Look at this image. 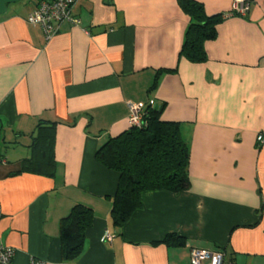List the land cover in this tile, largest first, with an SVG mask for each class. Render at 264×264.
<instances>
[{"label": "crops", "instance_id": "crops-1", "mask_svg": "<svg viewBox=\"0 0 264 264\" xmlns=\"http://www.w3.org/2000/svg\"><path fill=\"white\" fill-rule=\"evenodd\" d=\"M195 1L209 17L235 2ZM250 1L245 17L217 26L203 63L181 55L190 18L180 0H79V24L63 23L50 41L27 21L40 0L8 6L0 15V241L15 251L10 264H191L193 249L221 251L223 264H264V0ZM151 102L162 121L179 124L191 187L143 193L120 229L111 216L119 174L96 153L130 128V104ZM41 122L57 124L53 177L23 169ZM77 205L94 221L80 257L64 262L61 221ZM169 235L185 245L162 243Z\"/></svg>", "mask_w": 264, "mask_h": 264}, {"label": "trees", "instance_id": "trees-1", "mask_svg": "<svg viewBox=\"0 0 264 264\" xmlns=\"http://www.w3.org/2000/svg\"><path fill=\"white\" fill-rule=\"evenodd\" d=\"M41 1V0H40ZM181 8L190 18L181 55L193 63L207 60L204 44L217 36V26L224 14L207 16L203 4L195 0H180ZM159 72L154 86L157 87ZM162 110L148 105L141 128L131 127L110 138L96 153V160L119 174L118 188L113 199L112 220L123 228L141 209V195L167 191L179 194L191 187L189 177L190 149L183 140L179 124L161 120ZM56 123H39L32 145L33 156L23 169L31 173L55 175ZM94 221L93 210L75 206L61 221V257L72 262L82 254L86 233ZM168 246H183L184 239L167 236Z\"/></svg>", "mask_w": 264, "mask_h": 264}, {"label": "built area", "instance_id": "built-area-1", "mask_svg": "<svg viewBox=\"0 0 264 264\" xmlns=\"http://www.w3.org/2000/svg\"><path fill=\"white\" fill-rule=\"evenodd\" d=\"M79 0H41L37 7L29 14L28 23L33 26L41 27L46 41L52 40L60 30L63 23L69 22L78 25L79 20L75 18L73 9ZM251 9L250 0H235L230 12L224 14V19L234 16L245 17ZM151 106L153 103L151 102ZM146 108L139 105H129L131 127L141 128L144 122ZM259 144L264 143V135L257 138ZM104 240H111L107 233ZM15 256L12 248L5 246L0 241V264H10ZM224 254L220 252H208L205 250L193 249L191 251V264H203L205 261L209 264H223Z\"/></svg>", "mask_w": 264, "mask_h": 264}, {"label": "water", "instance_id": "water-1", "mask_svg": "<svg viewBox=\"0 0 264 264\" xmlns=\"http://www.w3.org/2000/svg\"><path fill=\"white\" fill-rule=\"evenodd\" d=\"M23 0H0V15H4L8 11V6L19 3Z\"/></svg>", "mask_w": 264, "mask_h": 264}, {"label": "rangeland", "instance_id": "rangeland-1", "mask_svg": "<svg viewBox=\"0 0 264 264\" xmlns=\"http://www.w3.org/2000/svg\"><path fill=\"white\" fill-rule=\"evenodd\" d=\"M29 2H30V0H23L19 3L24 4V3H29ZM16 4H18V3H16ZM11 6H14V4L10 5L9 8H12Z\"/></svg>", "mask_w": 264, "mask_h": 264}]
</instances>
